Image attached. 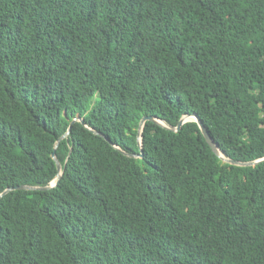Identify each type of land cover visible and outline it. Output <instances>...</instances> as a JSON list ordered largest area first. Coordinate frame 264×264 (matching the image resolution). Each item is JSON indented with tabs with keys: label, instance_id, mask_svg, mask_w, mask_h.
I'll use <instances>...</instances> for the list:
<instances>
[{
	"label": "trees",
	"instance_id": "obj_1",
	"mask_svg": "<svg viewBox=\"0 0 264 264\" xmlns=\"http://www.w3.org/2000/svg\"><path fill=\"white\" fill-rule=\"evenodd\" d=\"M15 186L0 264H264V0H0Z\"/></svg>",
	"mask_w": 264,
	"mask_h": 264
},
{
	"label": "water",
	"instance_id": "obj_2",
	"mask_svg": "<svg viewBox=\"0 0 264 264\" xmlns=\"http://www.w3.org/2000/svg\"><path fill=\"white\" fill-rule=\"evenodd\" d=\"M192 117L194 118V121L198 124V126H199V128H200V130H201V132H202L201 135L204 136L206 142H207L208 145L211 147V149L214 151V153L217 154V155H218L221 159H223L224 161H228V160L224 159L223 157H221L220 154L218 153V147H217V145L215 144V142H214L212 136L209 135L210 133L207 131V129L205 128L204 124H203L202 121L199 119V117L196 116V115H194V116H192ZM187 118H189V117H184V118H182V119L180 120V122L178 123V126L176 127V130H179V129L181 128V126H182L184 123L188 122V121H185V119H187ZM146 120H153V119H152L151 117H147V118H143V119L141 120V124H140V127H139V133H137V134H138V143H139L140 147H141V145H142V144H141V139H142V134H141V131H142V125H143V123H144ZM82 122H83V121H82ZM140 155L142 156V153H141ZM52 157L55 159L57 169H58V171L60 172V171H61V166H59L60 163L56 160V158H55V153H54V152L52 153ZM229 162L232 163V164H235V165H247V164H249V163L244 164V163H239V162H234V161H229ZM256 162H258V161H256ZM256 162H253V164H255ZM59 180H60V174H58V176H57V181H56V182H52L49 186L44 187V188H40V189L45 190V189L52 188V187H54V186L57 185V183H58ZM22 189H24V190H30V189H34V188H32V187H28V186H15V187H11V188L7 189L6 191H4V192L0 195V197H1V196H4V195L7 194L8 192H11V191H14V190H22Z\"/></svg>",
	"mask_w": 264,
	"mask_h": 264
},
{
	"label": "rangeland",
	"instance_id": "obj_3",
	"mask_svg": "<svg viewBox=\"0 0 264 264\" xmlns=\"http://www.w3.org/2000/svg\"><path fill=\"white\" fill-rule=\"evenodd\" d=\"M192 120H194V118H190V117H189V118L185 119V121H192ZM219 154H220L221 157H223L221 153H219ZM223 158H224V157H223ZM224 159H225V158H224Z\"/></svg>",
	"mask_w": 264,
	"mask_h": 264
},
{
	"label": "bare ground",
	"instance_id": "obj_4",
	"mask_svg": "<svg viewBox=\"0 0 264 264\" xmlns=\"http://www.w3.org/2000/svg\"><path fill=\"white\" fill-rule=\"evenodd\" d=\"M218 153H220V152L218 151Z\"/></svg>",
	"mask_w": 264,
	"mask_h": 264
}]
</instances>
